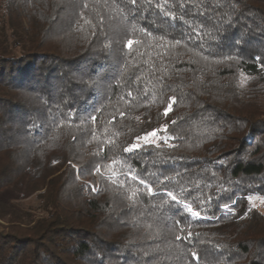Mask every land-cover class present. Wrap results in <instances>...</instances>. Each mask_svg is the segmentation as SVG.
<instances>
[{"label":"trees","instance_id":"obj_1","mask_svg":"<svg viewBox=\"0 0 264 264\" xmlns=\"http://www.w3.org/2000/svg\"><path fill=\"white\" fill-rule=\"evenodd\" d=\"M21 183L0 264H264V0H0Z\"/></svg>","mask_w":264,"mask_h":264},{"label":"rangeland","instance_id":"obj_2","mask_svg":"<svg viewBox=\"0 0 264 264\" xmlns=\"http://www.w3.org/2000/svg\"><path fill=\"white\" fill-rule=\"evenodd\" d=\"M157 137H151L149 142L158 143ZM254 205L264 214V198H254ZM0 204L7 211V218L10 213L17 212L20 217L25 214L41 216L43 213L40 209V201L36 194L32 193L25 183L16 184L15 186L5 189L0 193ZM6 220L0 219V224L5 225Z\"/></svg>","mask_w":264,"mask_h":264},{"label":"snow or ice","instance_id":"obj_3","mask_svg":"<svg viewBox=\"0 0 264 264\" xmlns=\"http://www.w3.org/2000/svg\"><path fill=\"white\" fill-rule=\"evenodd\" d=\"M135 2H136V0H132V3H133V4H135ZM132 44H133V41H132V40H129V41H128V44H127V47H128V48H131V47H132ZM169 110H171V108H169ZM167 114H168V111H165L164 115H167ZM156 136H157L156 131H153L152 133H150V134H148V135L142 137L141 139H143V141L147 144V143L150 141V138H151V137H156ZM136 147H137V145H133L131 148L127 149V151H132V150H134ZM133 179H135V177H133ZM140 183L143 184L144 181H140ZM145 187H147V192H148V194H149V195H152V194H153V189H152V187L147 186V185H145ZM168 195L171 196V198H172L173 201H176V200H177V197L174 196V195H172L171 192H169ZM249 199H250V198H249ZM188 211H189V212H192V209L189 207V208H188ZM192 214H193V215H198V213H194V212H193ZM179 238H180V237H177V239H179ZM194 255H195V254H194ZM197 259H198V258H197Z\"/></svg>","mask_w":264,"mask_h":264}]
</instances>
